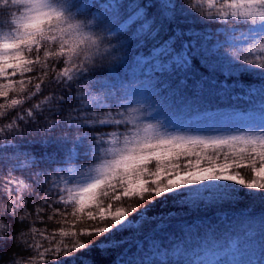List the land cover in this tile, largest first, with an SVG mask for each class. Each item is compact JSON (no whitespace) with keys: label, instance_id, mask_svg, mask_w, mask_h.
Masks as SVG:
<instances>
[{"label":"snow or ice","instance_id":"obj_1","mask_svg":"<svg viewBox=\"0 0 264 264\" xmlns=\"http://www.w3.org/2000/svg\"><path fill=\"white\" fill-rule=\"evenodd\" d=\"M0 78V264H93L67 259L92 247L77 232L36 227L86 209L106 223L81 234H112L95 245L121 250L111 264L149 249L244 264L247 235L231 260L194 261L219 238L179 211L218 208L224 226V206L264 202V0H0ZM153 196L178 211L112 210Z\"/></svg>","mask_w":264,"mask_h":264},{"label":"trees","instance_id":"obj_2","mask_svg":"<svg viewBox=\"0 0 264 264\" xmlns=\"http://www.w3.org/2000/svg\"><path fill=\"white\" fill-rule=\"evenodd\" d=\"M194 27H201L200 25H191ZM37 75V72L27 73L26 79L28 77H34ZM14 80H19L20 77L17 75L16 77H12ZM220 79H223V77H220ZM242 79L248 80L251 79L250 77H242ZM4 82L2 78H0V83ZM43 91V86H42ZM13 93L9 94V100L13 97ZM22 98V97H21ZM43 98L42 96L40 97ZM33 99H36L35 97ZM5 101L3 98H0V104H4ZM27 107V103L24 105ZM239 108H245L246 104L244 101H240L237 105ZM221 107H225L224 105H221ZM151 167V165H150ZM243 178L246 180L251 177L250 172L248 169H242L239 170ZM14 176L20 179H26V175L23 172H15ZM4 177H0V186H2L4 182ZM243 191H247L246 189ZM167 199L168 203L164 204L163 200ZM154 201V203H153ZM103 203H108V201H104ZM113 203V211L118 206H124L128 208V215L130 219H136L140 212L144 211L145 208L150 209L147 212L148 217L157 218L160 214H166L168 212L176 213L178 210L177 208L172 204L171 199L169 197H162V198H156V197H147L146 201H138L135 199H124L122 205H118L115 201ZM55 207L63 208V205H56ZM131 207H136L138 209L137 213L131 212ZM250 209L254 210V214L249 217L247 212H242V209ZM69 211L72 209L69 208ZM89 209L85 210L84 214L77 213L75 217L68 216L67 217V223H60L57 221H60V217H56L53 221H48L46 219V216L48 213L45 214V222L43 224L37 222L36 227L38 228H46L49 233H55L56 234V240L53 241V243H56L59 240H64L65 243L67 242V238L60 237L59 232L60 230L72 232H77L76 239L79 240L80 243H84L86 246L91 245V248L86 247L84 250L80 251H74L70 257L67 259L71 260L74 258H82L83 260H91L93 261V264H111V262L118 256L120 249H113L109 248L108 251H101L95 247L96 244L105 241L109 239V237L112 234H105V235H86L81 234L84 229L92 226L95 227L97 224H100V226H104V223L106 222H99V221H89L87 220V212ZM223 211L232 218L231 224H227L224 226H221L220 223V215H221V209L218 208H208V209H200L198 211H192L188 212L186 210H180L179 214L182 219H185L189 222L193 223H202L205 225L210 224L215 230L216 237L219 238L218 243L222 245L223 236L225 232L228 233L229 237L228 240L231 241H238L239 239H242L244 235H247L250 237V243L248 245V248L239 255V259H242L244 262H250L251 259L246 257V255L250 254L251 258H254L257 261H264V241H261V235H264V224H262V219H264V202L260 201L257 198L254 197H242L240 203L236 204L235 206L232 205H226L224 206ZM148 225H145V231H147ZM129 233H121L116 234L115 239H120L121 236H127ZM45 245L47 242H44ZM126 247V246H125ZM143 253H137V256H143ZM168 258L172 259H179V255L176 256V258L172 257L171 255H165L164 259L156 258L154 257L152 259L153 261L157 262H164L166 264V261ZM193 258V257H192ZM258 258V259H257ZM61 259H64V257H61ZM187 259V258H185ZM76 264H81V259H76Z\"/></svg>","mask_w":264,"mask_h":264},{"label":"rangeland","instance_id":"obj_3","mask_svg":"<svg viewBox=\"0 0 264 264\" xmlns=\"http://www.w3.org/2000/svg\"><path fill=\"white\" fill-rule=\"evenodd\" d=\"M257 106L258 107L260 106L259 103H257ZM228 237H229L228 233L225 232L223 236V241L221 243L222 245L214 241L212 246H209L208 244H204L201 248H197L195 250V253L193 254V260L199 261V260L204 259L206 256L209 258H212L214 252L224 251L225 248L227 246H230L231 243L233 242L231 240H228ZM169 255L176 258L178 254H169ZM141 257H143V259H141ZM154 257L164 259L165 254H162V253L158 254L154 249H149L147 252L143 253V256H138L136 258V264H152L151 262ZM246 257L250 258L251 261L250 262L246 261L244 262V264H264V261L260 262V261L255 260L254 258H251L250 254L246 255ZM216 258H223L225 260L233 259L231 255H226L223 252H221L219 256ZM235 259L240 260L239 256H236Z\"/></svg>","mask_w":264,"mask_h":264}]
</instances>
